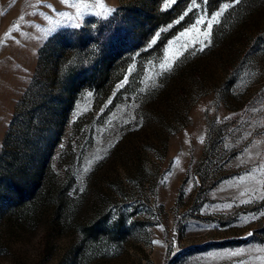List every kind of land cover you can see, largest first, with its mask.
Masks as SVG:
<instances>
[{
	"label": "rangeland",
	"instance_id": "1",
	"mask_svg": "<svg viewBox=\"0 0 264 264\" xmlns=\"http://www.w3.org/2000/svg\"><path fill=\"white\" fill-rule=\"evenodd\" d=\"M143 1L0 0V264H264V0H184L74 84L73 38Z\"/></svg>",
	"mask_w": 264,
	"mask_h": 264
},
{
	"label": "trees",
	"instance_id": "2",
	"mask_svg": "<svg viewBox=\"0 0 264 264\" xmlns=\"http://www.w3.org/2000/svg\"><path fill=\"white\" fill-rule=\"evenodd\" d=\"M183 1L174 0L162 9H158L159 0H144L139 5L129 2L121 10H115L109 20L98 24L88 38L77 34L70 42V46L78 50L74 84H89L97 94L105 87L104 84H112L120 79L134 53L145 45L159 27L167 26L172 21ZM92 41L96 42L98 50L89 54L85 49ZM108 91L109 86L105 93ZM251 100H247L245 105L248 106ZM235 120L237 118L231 119V122ZM34 190V187L27 188L29 194ZM101 231L95 230L96 233Z\"/></svg>",
	"mask_w": 264,
	"mask_h": 264
},
{
	"label": "snow or ice",
	"instance_id": "3",
	"mask_svg": "<svg viewBox=\"0 0 264 264\" xmlns=\"http://www.w3.org/2000/svg\"><path fill=\"white\" fill-rule=\"evenodd\" d=\"M62 2L67 3V0H62ZM192 2H193V5H194L195 7H199V5L196 4V0H192ZM71 7H74V8L77 9V14H78V15H82V14H83V13L81 12V9H80V7H79L78 5H76V4H72ZM86 7H87V5H85V8H86ZM99 7H101L102 9L105 8V6H104L103 4H100ZM224 7L227 8L228 5H225ZM191 10H192V9L190 8L189 11H191ZM109 11H111V9H105V14H107V12H109ZM220 14H221L220 12H217V13H215V14L212 15L211 19L207 21V26H208V28H211L212 21H215V20L218 18V16H219ZM60 15H61V16L68 17L69 19L72 18V17L69 16L68 13H65V12H61ZM205 22H206V21H205V17H203V16H201V17L196 21L197 24L205 23ZM74 26L77 27V28L80 27L79 24H75ZM13 30H15V29H9V33L6 34V35H10V33H11ZM204 34H205V36L208 35L207 32H205ZM201 50H202V49H201ZM161 67H163V65H161ZM201 139H202V138H201ZM227 206L230 207V205H227ZM152 243H154V244H159L160 241H152Z\"/></svg>",
	"mask_w": 264,
	"mask_h": 264
}]
</instances>
